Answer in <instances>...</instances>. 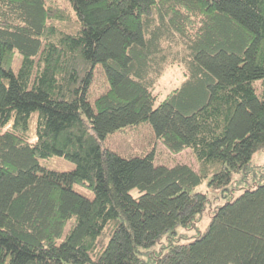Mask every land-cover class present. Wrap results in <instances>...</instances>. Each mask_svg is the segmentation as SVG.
I'll list each match as a JSON object with an SVG mask.
<instances>
[{"label":"trees","instance_id":"16d2710c","mask_svg":"<svg viewBox=\"0 0 264 264\" xmlns=\"http://www.w3.org/2000/svg\"><path fill=\"white\" fill-rule=\"evenodd\" d=\"M259 80L264 0H0V264H264ZM141 122L197 168L104 145Z\"/></svg>","mask_w":264,"mask_h":264},{"label":"rangeland","instance_id":"374dc122","mask_svg":"<svg viewBox=\"0 0 264 264\" xmlns=\"http://www.w3.org/2000/svg\"><path fill=\"white\" fill-rule=\"evenodd\" d=\"M177 50L180 51V49ZM98 76L100 77V74ZM183 79L184 76L182 74L180 66H168L162 73L155 91L159 94L160 98H163L168 91H170L174 86L179 85L183 81ZM259 81H261V83H264L262 82V80ZM261 83L258 82V85H263ZM99 84L101 83L98 81L97 86ZM34 122L35 118L32 120V124H34ZM7 129L9 128H4L2 130ZM30 142H33V140H30ZM104 145L123 156H141L153 149L154 163L157 165L161 164L171 166L175 163H186L193 168H197V161L191 149H185L176 154L171 153L163 145V143L155 137L152 127L148 122H141L131 127L124 128L121 131L109 134L104 140ZM251 162L253 164H259L264 166V146L253 153L251 157ZM40 164L43 165L45 168L53 170H71L74 167L73 162L59 155H52L47 158H42L40 159ZM75 189L88 196L89 198H92L93 196L92 191L84 186L75 184ZM199 190L204 191L208 194V197L209 199H211L213 206L222 203L220 197H217V191L213 190L212 188H209L206 184L203 183L202 185H200ZM208 220V214L207 212H205L203 219L198 222L200 230L204 229ZM69 227L70 224L68 223L63 230L62 236L65 235ZM178 231L180 233L186 232V238L182 239V241H188L192 239L195 233L194 230H184L181 227L178 228ZM163 241L164 237L159 239L158 243L160 244Z\"/></svg>","mask_w":264,"mask_h":264}]
</instances>
